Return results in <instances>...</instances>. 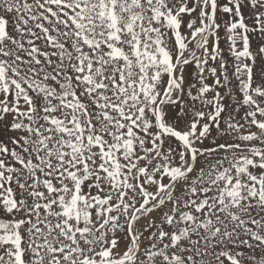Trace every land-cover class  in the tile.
Masks as SVG:
<instances>
[{"label": "snow or ice", "instance_id": "snow-or-ice-1", "mask_svg": "<svg viewBox=\"0 0 264 264\" xmlns=\"http://www.w3.org/2000/svg\"><path fill=\"white\" fill-rule=\"evenodd\" d=\"M0 264H264V0H0Z\"/></svg>", "mask_w": 264, "mask_h": 264}]
</instances>
